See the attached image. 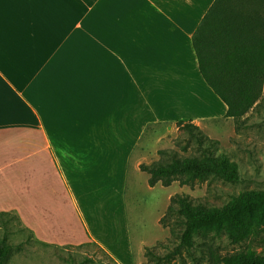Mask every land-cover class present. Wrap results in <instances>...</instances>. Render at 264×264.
<instances>
[{
	"label": "crops",
	"instance_id": "crops-1",
	"mask_svg": "<svg viewBox=\"0 0 264 264\" xmlns=\"http://www.w3.org/2000/svg\"><path fill=\"white\" fill-rule=\"evenodd\" d=\"M214 1L0 0V212L45 241L143 264L149 244L120 205L117 238L87 215L144 173L162 141L151 127L226 118L193 44Z\"/></svg>",
	"mask_w": 264,
	"mask_h": 264
},
{
	"label": "trees",
	"instance_id": "trees-1",
	"mask_svg": "<svg viewBox=\"0 0 264 264\" xmlns=\"http://www.w3.org/2000/svg\"><path fill=\"white\" fill-rule=\"evenodd\" d=\"M193 44L201 74L227 105L226 118L240 128L264 90V0H215L195 31ZM177 126L196 139L200 154L181 157L159 150L163 158L140 165L151 187L175 182L194 187L209 178L234 184L242 180L238 163L217 155L218 142L198 125L183 119ZM160 224L169 227L178 242L146 247L143 264H187V256L193 264H264V189L243 191L221 206L175 194ZM223 236L242 247L223 251L216 242ZM12 251L9 239L2 238L0 264H8Z\"/></svg>",
	"mask_w": 264,
	"mask_h": 264
},
{
	"label": "rangeland",
	"instance_id": "rangeland-1",
	"mask_svg": "<svg viewBox=\"0 0 264 264\" xmlns=\"http://www.w3.org/2000/svg\"><path fill=\"white\" fill-rule=\"evenodd\" d=\"M168 127L165 124L148 130V135H155L158 141H162L158 148L145 155V164L163 158L158 153L159 150L175 151L181 157L200 154L196 139L191 137L185 128L174 127L170 131ZM200 128L206 136L218 142L215 146L217 155H225L238 163L242 177L239 183L209 178L197 181L194 187L181 186L179 182H175L170 187L161 184L151 187L146 173L134 172L131 169L127 184L126 180L123 184L121 198L115 199L112 205L109 200L107 205L105 200H97L98 212L94 205V213L87 215L89 222L101 224L103 216L110 222L108 226L110 229L108 228L105 233L117 238L119 232H122L119 221L122 220L121 214L116 213L120 205L122 211H125L130 235L135 241H138L143 234V240L147 241L148 247L160 243L174 245L178 239L173 238L170 228H165L161 224L160 227L157 223L158 217L160 223V219L167 212L170 195L172 197L175 194H187L209 205L221 206L243 191L264 189V90L261 98L246 114L243 121H240V128H237V122L232 118L206 123ZM210 145L206 142V146ZM101 202L103 204L100 206ZM101 210L104 214H100ZM4 237H7L13 245L8 264H117L109 253L92 242L80 245H58L40 239L24 219L13 212H0V240ZM216 242L223 251H235L242 247V245L230 244L226 236L218 238ZM186 258L187 264H193L188 256ZM177 262L180 263L179 260Z\"/></svg>",
	"mask_w": 264,
	"mask_h": 264
}]
</instances>
